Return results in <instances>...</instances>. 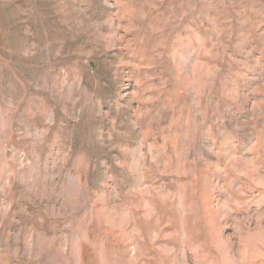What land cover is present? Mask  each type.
Returning a JSON list of instances; mask_svg holds the SVG:
<instances>
[{
	"label": "rangeland",
	"instance_id": "374dc122",
	"mask_svg": "<svg viewBox=\"0 0 264 264\" xmlns=\"http://www.w3.org/2000/svg\"><path fill=\"white\" fill-rule=\"evenodd\" d=\"M0 264H264V0H0Z\"/></svg>",
	"mask_w": 264,
	"mask_h": 264
}]
</instances>
